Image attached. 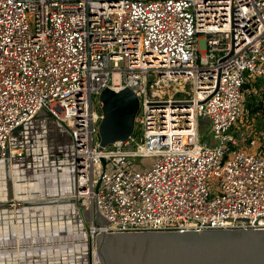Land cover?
Segmentation results:
<instances>
[{"label":"built area","instance_id":"built-area-1","mask_svg":"<svg viewBox=\"0 0 264 264\" xmlns=\"http://www.w3.org/2000/svg\"><path fill=\"white\" fill-rule=\"evenodd\" d=\"M256 79L264 0H0V162L71 179L90 264L99 232L264 229V155L232 132ZM105 89L139 107L129 138L99 150ZM51 120L69 137L53 160Z\"/></svg>","mask_w":264,"mask_h":264},{"label":"water","instance_id":"water-1","mask_svg":"<svg viewBox=\"0 0 264 264\" xmlns=\"http://www.w3.org/2000/svg\"><path fill=\"white\" fill-rule=\"evenodd\" d=\"M99 100L102 150L129 138L139 102L129 89H105ZM5 207L6 203L0 204V210ZM83 216L88 220L85 211ZM94 221L103 225L97 212ZM95 250L99 264H264V229L99 232Z\"/></svg>","mask_w":264,"mask_h":264},{"label":"rangeland","instance_id":"rangeland-1","mask_svg":"<svg viewBox=\"0 0 264 264\" xmlns=\"http://www.w3.org/2000/svg\"><path fill=\"white\" fill-rule=\"evenodd\" d=\"M263 89L264 83L260 82L259 89H253L252 91L255 96L259 97L257 98L258 100L261 99L260 93L263 92ZM178 91L184 94L190 93L187 86H185L184 84H180L177 89H174V92H170V97L175 98L176 96H178L175 94V92ZM250 92V90H247L244 93V98ZM44 131V145L46 146V150L50 157L49 160H53L54 158H56L57 150L60 147L65 146L69 143V137L67 132L63 128L57 127L52 120L48 121L45 124V126L43 127V132ZM232 132L240 148H244L251 152L264 155V102L262 104V108L257 113L251 116H249L248 111L244 110L242 120L237 124V127ZM199 142L202 144L204 142H210L212 146H216L218 144V140L213 137V135L206 128L200 131ZM153 162L154 159L140 158L134 161V165L147 167ZM11 164L20 166L16 163ZM21 169L23 173V175L21 176L22 178H24V183H34V180L38 178L40 174L42 176L45 175L44 172H39L37 169H35V177L32 179L34 175L33 171L30 170L26 173L24 167L20 168V170ZM13 176L15 175L12 173V171L8 169L7 173L4 175L3 181L6 183L12 182L13 180L11 177ZM44 182V189L41 190L37 188L36 190H33L27 186L26 190L28 193L26 195H30V193L33 192L35 194V200L19 202L14 200L13 198H7V210L5 213H0L1 228L14 227L15 225L17 227H20L21 229L23 227H27L33 230L36 227H46L48 224L51 223L60 224L61 222H65L68 219L72 221L75 227V224H77L78 221V216H76L75 214L78 210H75L74 212L73 208L68 206L74 202V199L69 198L73 194L70 195V193L63 191L62 195H60L62 197L58 200L54 197L46 198L45 194H48V192L51 191H56L57 189L60 192L64 188V186H58V184L56 185L55 181H50V179L47 177H45ZM88 224H85L86 228ZM31 238L32 237H30V239ZM54 256L55 255L49 257L47 254H34L33 256L25 257L24 260H22L23 262L17 261V263L19 262V264H51L61 261L60 257ZM74 259L77 264H82V262H85V264H90L89 255L84 256L82 254H75ZM8 263L12 264V262L10 261Z\"/></svg>","mask_w":264,"mask_h":264},{"label":"bare ground","instance_id":"bare-ground-1","mask_svg":"<svg viewBox=\"0 0 264 264\" xmlns=\"http://www.w3.org/2000/svg\"><path fill=\"white\" fill-rule=\"evenodd\" d=\"M0 163L3 166L4 175L7 173L8 169L10 171H12V173L15 175V176L11 177L13 180L12 182H9V183L4 182L5 193H4V197L2 199H0V204L6 203L8 197L13 198L14 200L19 201V202H21V201L26 202L29 200H35V197H34L35 194L33 192L30 193V195H26L28 193L26 190L28 182L24 183L23 178L21 179V182H20L22 185L20 184L21 187H20L19 191H18V189L15 188V181H16L17 177L20 176L21 174L23 175L22 169L19 170L20 168H22V166L12 165V164H9V163L4 162V161L0 162ZM29 188H31V187H29ZM31 189L36 190L35 188H31ZM67 192L70 193V195L73 194V188ZM60 195H62V192L54 193V195H53V193L51 194L50 192H48V194H45V197L46 198L47 197L48 198L54 197L58 200L62 197ZM19 229H20V244H19L20 245V256H19L20 262L22 260H24L25 257L33 256L34 254H37V255L47 254L49 257H52L53 255H55L54 257H58V255H57L59 253L58 247L53 245L56 242V235L55 236H49V235H51V232L53 231V229H51L50 226L47 227V229H45L44 227H36L29 234H23V232H21V231H23L24 228L21 229L19 227ZM66 233L68 234L69 232H66ZM66 233L64 231H61V230L60 231L56 230V231H54L53 234H59L62 236V235H66ZM74 233L77 234V236H79V237L73 239V243H74L73 247H75L76 250L79 251V253H81V254L85 253V251H86V242H85L86 241V233L84 231L80 232V230L77 227L74 228ZM68 235H70V234H68ZM30 237H32V238L30 239ZM45 237L48 238L46 246H44V244H45L44 238ZM61 242H62L61 244H63V242H66V240L62 239ZM4 245L5 246L14 245L13 239L8 238L7 243H4ZM30 247H31V249H30ZM71 249H72L71 245H69V246L61 245V250L69 251ZM12 255H13V253L10 252L9 255L7 256L8 259ZM16 264H19V262ZM51 264H58V263L55 262V263H51ZM82 264H83V262H82Z\"/></svg>","mask_w":264,"mask_h":264},{"label":"crops","instance_id":"crops-1","mask_svg":"<svg viewBox=\"0 0 264 264\" xmlns=\"http://www.w3.org/2000/svg\"><path fill=\"white\" fill-rule=\"evenodd\" d=\"M56 171L57 170L55 168L48 169L47 170L48 173L46 175L42 176L40 174V176H38V178H36L34 180V183L28 182L27 186L31 187V188H35V189L36 188L37 189H44L43 185L45 184V182H44L45 177H47L50 179V181H55L56 185L58 184V186L59 185L64 186V188L60 192L70 191V189L73 188L71 179L66 178L64 175H60V176L55 175V174H57ZM50 173H52V174H50ZM1 174L4 176L3 167H0V199H2L4 197V193H5L4 181H3V177L1 176ZM21 175L18 176L16 181H15V188L18 189V191L22 185L20 183L21 179H22ZM57 192H59L58 189L56 191H51L50 193L54 194ZM69 207L72 208L73 206L70 205ZM49 226L51 227V229H53V231L51 232V235H49V236H55L56 235V242L53 245L58 247L59 253L57 255H58V257L61 258V261H59L57 263L58 264H71V263L75 264L76 262L74 259V255L75 254H81V253H79V251H77L76 248L73 247L74 246L73 239L77 238L79 236H77V234L74 233L75 227H74L72 221L70 219H68L65 222H61L60 224L51 223V224H48L44 228L47 229V227H49ZM23 228H24L23 231H21V232H23V234H29L32 231V229H30V228H27V227H23ZM18 229H19V227L15 226V225H14V227H9V228L8 227H5V228L0 227V264H8L9 261L12 262V264L13 263L16 264L17 261H19V259H20L19 258V256H20V245H19L20 244V229L19 230ZM56 230H59V231L61 230V231H64L65 233L69 232L68 234H70V235H68L67 233H66V235H62V236L59 234H53L54 231H56ZM8 238L13 239L14 245H12V246H5L4 245V243H7ZM62 239L66 240V242H63V244H61ZM44 240H45L44 246H46L48 238L45 237ZM61 245H66V246L71 245L72 249L69 251L61 250ZM31 247H30V249H31ZM10 252L13 253V255L11 257H9V259H8L7 256L9 255ZM83 254L84 253H82V255Z\"/></svg>","mask_w":264,"mask_h":264},{"label":"trees","instance_id":"trees-1","mask_svg":"<svg viewBox=\"0 0 264 264\" xmlns=\"http://www.w3.org/2000/svg\"><path fill=\"white\" fill-rule=\"evenodd\" d=\"M264 83V80L261 79H256L251 85L250 84H245L242 87V91L243 94L247 91L250 90L251 92L248 93V95L245 96L244 98V110L248 111L249 116L257 113L261 108H262V104L264 102V89L263 92L260 93L261 95V99H257L259 98L258 96H255L252 91L253 89H259V83Z\"/></svg>","mask_w":264,"mask_h":264},{"label":"flooded vegetation","instance_id":"flooded-vegetation-1","mask_svg":"<svg viewBox=\"0 0 264 264\" xmlns=\"http://www.w3.org/2000/svg\"><path fill=\"white\" fill-rule=\"evenodd\" d=\"M0 167H3L1 163H0ZM1 176L4 178V176L2 174H1Z\"/></svg>","mask_w":264,"mask_h":264}]
</instances>
